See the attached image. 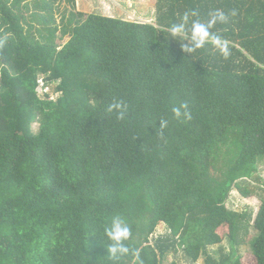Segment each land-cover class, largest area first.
<instances>
[{
	"label": "trees",
	"instance_id": "trees-1",
	"mask_svg": "<svg viewBox=\"0 0 264 264\" xmlns=\"http://www.w3.org/2000/svg\"><path fill=\"white\" fill-rule=\"evenodd\" d=\"M67 2L56 24L53 0H0V264H112L104 225L115 215L144 264L175 246L194 263L236 240L242 214L226 203L232 189L252 195V183L263 194L249 257L264 264V0H156L154 23ZM233 8L213 29L228 60L211 45L186 54L169 34L189 9L206 22ZM39 76L56 83L55 100L37 95ZM117 98L130 105L123 122L107 114ZM185 101L193 119L177 121L172 108ZM162 117L167 145L156 137ZM160 222L169 235L152 243Z\"/></svg>",
	"mask_w": 264,
	"mask_h": 264
},
{
	"label": "rangeland",
	"instance_id": "rangeland-1",
	"mask_svg": "<svg viewBox=\"0 0 264 264\" xmlns=\"http://www.w3.org/2000/svg\"><path fill=\"white\" fill-rule=\"evenodd\" d=\"M54 17L56 24L59 23L63 11L67 13L73 6L67 0H53ZM155 4L156 0H74V9L83 13H99L110 17H119L130 21L155 22ZM27 14V13H26ZM57 35H59L57 33ZM58 37V36H57ZM64 39L57 38L59 44L64 43ZM37 90L38 95L43 96V86H47V92L56 99L60 92H55L56 83L46 84L42 76H39ZM39 122L34 121L31 124L32 132L36 133ZM259 176L264 179V160L258 164ZM252 183L251 189L255 188V192L248 197L242 196L236 189L230 192L227 207L235 212L242 214L236 240L231 241L226 236L222 242L216 245L206 247V250L199 256L196 262H191L185 255L184 250L175 246V249L168 248L161 259V264H231V262L240 257L244 264H254L250 256V242L256 235L253 227V218L261 204V185ZM169 228L163 222L157 224L155 231L152 233L151 241L159 237L169 235Z\"/></svg>",
	"mask_w": 264,
	"mask_h": 264
},
{
	"label": "clouds",
	"instance_id": "clouds-1",
	"mask_svg": "<svg viewBox=\"0 0 264 264\" xmlns=\"http://www.w3.org/2000/svg\"><path fill=\"white\" fill-rule=\"evenodd\" d=\"M239 15L238 9L233 8L229 12L223 9H215L209 13V19L204 22L199 19L198 9H189L184 12L181 22L173 24L169 31L170 36L180 41L182 51L195 57L198 50L205 49L208 45L217 49L221 56L228 60L231 58L229 42L213 29L217 24H228L230 18ZM8 37H0V58L3 56V50L7 45ZM130 105L122 98L113 99L107 107V114L114 116L117 121L123 122L128 118ZM172 113L177 121L189 122L193 119L190 105L187 101L172 108ZM170 120L162 117L160 119V128L157 130L156 137L159 141L167 145L166 132L170 126ZM135 137V139H137ZM104 234L110 243L107 246L108 257L112 264H121L125 257L131 256L133 264H144L142 250L129 245L133 238L131 225L127 219L121 215H115L110 223L104 225Z\"/></svg>",
	"mask_w": 264,
	"mask_h": 264
},
{
	"label": "built area",
	"instance_id": "built-area-1",
	"mask_svg": "<svg viewBox=\"0 0 264 264\" xmlns=\"http://www.w3.org/2000/svg\"><path fill=\"white\" fill-rule=\"evenodd\" d=\"M36 92H37V90H36ZM43 92H44L43 96L38 95V92H37V95L40 98H42V99L55 100L50 93L48 94V92H47V86L46 85L43 86Z\"/></svg>",
	"mask_w": 264,
	"mask_h": 264
}]
</instances>
